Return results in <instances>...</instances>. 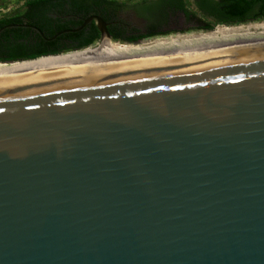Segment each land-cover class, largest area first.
<instances>
[{
  "label": "water",
  "instance_id": "water-1",
  "mask_svg": "<svg viewBox=\"0 0 264 264\" xmlns=\"http://www.w3.org/2000/svg\"><path fill=\"white\" fill-rule=\"evenodd\" d=\"M0 264H264V37L0 66Z\"/></svg>",
  "mask_w": 264,
  "mask_h": 264
},
{
  "label": "flooded vegetation",
  "instance_id": "flooded-vegetation-1",
  "mask_svg": "<svg viewBox=\"0 0 264 264\" xmlns=\"http://www.w3.org/2000/svg\"><path fill=\"white\" fill-rule=\"evenodd\" d=\"M97 1L104 0H0V61L66 52L90 41L95 46L102 37L100 21L111 40L128 42L203 25L200 16L159 20L144 0H106L110 3L101 2L103 6Z\"/></svg>",
  "mask_w": 264,
  "mask_h": 264
},
{
  "label": "bare ground",
  "instance_id": "bare-ground-1",
  "mask_svg": "<svg viewBox=\"0 0 264 264\" xmlns=\"http://www.w3.org/2000/svg\"><path fill=\"white\" fill-rule=\"evenodd\" d=\"M99 29L102 37L100 43L95 46H88L58 55L42 56L33 60L0 63V66L28 65L50 59H66L81 54L123 55L164 47L214 43L238 37H264V21L235 26L219 25L211 31L192 32L191 34L170 33L167 36L153 37L136 42L113 41L110 39L104 24L100 25Z\"/></svg>",
  "mask_w": 264,
  "mask_h": 264
},
{
  "label": "trees",
  "instance_id": "trees-1",
  "mask_svg": "<svg viewBox=\"0 0 264 264\" xmlns=\"http://www.w3.org/2000/svg\"><path fill=\"white\" fill-rule=\"evenodd\" d=\"M110 2L97 1L96 5ZM148 8L159 20L182 15L187 20L200 16L202 24L196 30L211 31L216 26H234L264 21V0H147ZM175 31H163V34ZM80 46L75 49L92 45ZM73 50V49H71Z\"/></svg>",
  "mask_w": 264,
  "mask_h": 264
},
{
  "label": "rangeland",
  "instance_id": "rangeland-1",
  "mask_svg": "<svg viewBox=\"0 0 264 264\" xmlns=\"http://www.w3.org/2000/svg\"><path fill=\"white\" fill-rule=\"evenodd\" d=\"M180 17V16H179ZM178 20V18L176 19ZM258 23V22H257ZM251 24V23H250ZM246 25V24H243ZM217 27V26H216ZM175 32H173V34L175 33H183V34H191L192 32H206V31H200V30H174ZM94 45V44H93Z\"/></svg>",
  "mask_w": 264,
  "mask_h": 264
}]
</instances>
